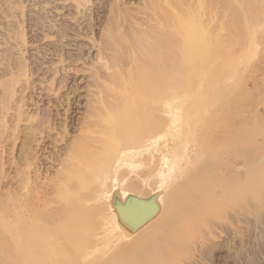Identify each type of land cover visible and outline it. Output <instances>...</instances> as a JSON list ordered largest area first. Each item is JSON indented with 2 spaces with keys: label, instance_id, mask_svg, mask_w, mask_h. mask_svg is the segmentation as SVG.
I'll use <instances>...</instances> for the list:
<instances>
[{
  "label": "bare ground",
  "instance_id": "1",
  "mask_svg": "<svg viewBox=\"0 0 264 264\" xmlns=\"http://www.w3.org/2000/svg\"><path fill=\"white\" fill-rule=\"evenodd\" d=\"M47 1L46 2L44 1V2L48 3ZM66 1L67 0H65L64 3H66ZM72 1L74 2L73 4L74 7L75 5H77L76 6L77 9L80 6H84L86 3L87 4L91 3L89 2L90 0H69L68 2L73 3ZM152 1L150 0L149 2H151L152 6L155 7L154 6L155 4L153 5ZM154 1L157 2L156 5H158L157 6L158 8L156 7V10L158 9V11L154 12L156 14L153 15V18L151 17L153 20L152 21L150 20L151 22H153L154 28L152 27V24H149L150 21L148 24L151 26H147V27L148 28L152 27L153 29H155V32H153L151 28H150L151 32L149 31L141 32L143 31V29L141 30V28L138 29V31L134 32L131 29L132 33H130L131 35H129V37L131 36V38L129 37L128 39L124 38L126 47H125V52L120 54L122 56H119L118 54L120 50L119 49H118L119 51L115 50L114 48L116 46L113 47L109 43L115 50V51L113 50L115 53L111 57L110 63L108 65L103 63L104 67H102L101 65L99 66L102 68H105L106 72L107 70L108 72L110 71V73H107L108 76L106 75L107 77H105V79H101L100 75H98L99 79H101L102 81L104 80L102 83L105 87L103 88L102 85L101 84L100 85L102 89L105 90L106 88L107 93H109L108 94L109 99L106 98L107 100H105V97L100 98V102L98 103H100L101 105V112H99V115H97V120L95 118V124L93 125V127L89 128L88 130H84V132H81V133L79 132L81 135L77 137L78 138L80 137V138L79 139L76 138L78 141L73 142L74 143L73 150L71 149L70 150L71 153L70 152L67 153V154L69 153L70 154L68 157L66 156L67 157L66 164H65L66 166L64 165L65 167L61 168L62 170H60L58 181L57 182L54 181L55 183H53L52 185V190L50 194L46 196L44 195L46 194V192L44 193L41 192L43 195L39 193L40 194L39 196L38 194H35L34 197H31V192H28L27 190L29 188L25 187L27 189H25L26 191H24L25 193L23 194V197L22 195H20L17 199L13 197V199L9 200L10 201L9 203H14V201H17V204L18 203L20 204L21 211L23 210V212H21L20 214L22 216V219H20L17 223H15V220H14V223L11 225L14 230L12 232V236H13L15 247H16L15 248L16 259L14 260V262L12 260V264H90V263L103 264L102 263L103 257L105 255H108V253H111L116 258H119L121 254L124 255L122 259L127 258L128 264H135V263L136 264H144V263L146 264L147 261L142 262V263L141 261H139L138 263L132 262V260L134 261L139 256H141L140 259L143 261L142 257H145V256L141 254H145L144 252L147 253L146 260L148 259V255L149 257L151 255L150 257L151 259L154 260V257H157L158 259L156 258L155 259L157 261L158 260L161 261L162 254L161 253L158 254V251L154 249L150 250V246L147 252V244H146V247L144 244V242L146 241L150 242L152 238L155 237L161 231V228H156L152 226L150 227L148 225V222L152 218L154 211H156L155 207L159 204V206H161L160 208H163L164 204H166L165 202L166 194L164 192V188H163V191H159L160 189H157V188L163 187L164 185L166 186L171 185L172 183L171 181L173 179L172 177L173 173H176L178 176H182L184 174V170L187 164L193 161L195 157L194 155L187 156L184 159L183 163H180L177 165H174L175 163L173 164V162H171V158L167 156L165 149L163 150V148L165 147L167 138L171 137L169 134L170 130L168 131V127L173 128L172 138H174L176 134V138L178 139L177 144L182 145L185 141V137L180 133L181 128L182 127L189 128V127L195 126L200 120V115H201L200 110H203L206 107H208V103H207L208 101H210V104L212 101V105H214V102H215L216 106L217 104H220V106L222 107L223 102L221 101L223 99V96L226 95L225 93L230 90L235 91L233 90V88L237 87V85L240 84L238 82H240L241 80H244V81H242L243 84L241 85L240 89L246 90V92L247 91L250 92L248 93L249 95H251V93H253L254 91L259 94L263 92L262 90L264 89V68H262L263 70V73H261L263 74L261 76L262 78L259 79L260 76H258V74L256 73L259 80L258 79L256 80L255 78H254L255 80L251 79L255 75V74L249 73L250 72L249 70L251 68L246 70V71H249L247 72V74L244 70L241 75H238L239 74L238 71L242 70V68L240 70V67H244L245 69L247 66L248 67L252 66V65L250 66L247 65V62L251 59L256 58L260 60V58H263L264 60V0H215L214 1L215 5L213 4L214 8H212L211 7L212 5L210 4L211 5L210 7L212 8V10L207 11V18L204 20H201V16L206 15L205 10L207 9V7H205V4H206L205 1L207 0L205 1L204 0H154ZM208 1L211 2L213 0H208ZM27 2L26 0L25 2L24 0H0V8L4 7V13L6 14V17L8 18L10 17L9 19H11L8 21L6 18L5 19L7 20L6 22H2L4 18L2 19V21L0 19V24H1L0 26H3L2 30L3 28H5L12 32L10 33L8 31L10 33L8 35L14 41V43L16 41L15 45L17 46V48H15V50L17 49L19 51L17 52L20 54L19 59H15L19 61V63L17 62V66L15 64L12 65L14 66L13 70L15 69L13 72L16 75L12 72L11 73L12 77L10 75L11 78L8 79V80L11 79V81H8L6 79L8 82H11V84L9 83V85L7 86L8 82L5 79H4L5 82L3 81L5 83L4 86L6 88V90L4 89L5 90L4 93H7V95L10 94L11 92L12 93L16 92L15 90L13 92V88H15L13 87L14 84L16 85L17 82H21L22 80L28 81V79L31 77L30 72L32 71V69L27 64L28 57L25 59V56H24L27 51L26 45L27 44L29 45V41H27L29 37L26 38L28 35H26L27 33H25V30H27L28 28L25 29L26 26H23V24L25 22L27 23V21L30 20L32 22V24L30 23L31 27H34L36 30L37 27L38 28L40 27L39 25H41V27L44 26V24L46 23L45 21L49 19L48 16H45L41 13L38 14V12L36 13L38 14L37 17L35 14H32L33 12H31L32 16L28 17L29 19H26L27 21L23 19L24 17L27 16L26 14H25L26 16L24 15V17L21 15L23 13L15 14L14 10L17 11V8L19 9L23 8L22 5L24 3L26 4ZM146 3L148 4V1ZM151 3H150V6H151ZM208 3L209 2H207V4ZM49 4L51 3L49 2ZM26 6L27 5H25V7ZM147 6H149V4ZM148 8H151V7H148ZM1 9L3 10V8ZM24 9L25 8H23V10ZM112 9L113 11L114 9H116L115 13L118 10V8H112ZM9 11L10 12L13 11L14 13L10 14ZM33 11H34V7H33ZM144 11L142 12L144 13ZM82 12H85V11H82ZM47 13L49 12L47 11ZM77 14H80V12ZM120 14L123 15L121 11H120ZM125 14L123 15L124 18H125ZM149 15H150V12L148 16ZM49 16H53V15H49ZM74 16L72 18V21L74 20V23L75 22L77 23L78 19H76L77 17L76 16L74 17ZM134 18L137 19L136 17ZM112 19H111V23H112ZM125 20L129 22L130 19L129 20L124 19V21ZM48 21H50L51 23V17H50V20ZM121 22L122 21H120V23ZM48 23H46V26H47V27L45 26L46 29L45 30L43 29V33H42L43 35H41V33H40L41 36L38 33L37 35L40 36L41 39L43 37L42 40L50 39L51 41L52 39L51 37L54 36L51 34L53 28L50 27L52 23L51 24L49 23V25H47ZM56 23H54V25ZM108 23H110V20H108L106 24ZM98 24H101V23H98ZM141 24H143L142 21H141ZM27 26H30V25H27ZM56 27H57V24H56ZM70 27L68 24H66V25H61V27L57 30H55L56 28H54L55 31L53 32L58 34L55 37L56 38L58 37L60 38V40H62L63 38L67 36V34L70 35V33H68L70 32L69 30H71ZM38 28L37 30L40 29ZM107 29L108 28L106 27V30ZM125 29H122V31H124ZM46 30L47 32H45ZM109 30H112V29H109ZM139 30L141 31L139 32ZM74 31L76 32L79 30H73L72 31L73 34H74ZM5 33L3 32L2 35ZM112 33L110 34L111 36H112ZM11 34L13 35L11 36ZM83 34H84V31H83ZM125 34L123 33V35ZM2 35L0 34V36ZM8 35H6L7 37L3 35L4 36L3 41L5 38H8L10 40ZM37 35H32V36H34V39H35ZM75 36H73L75 37V39L78 38V35H75ZM104 36L105 35L103 34L102 36L103 38L109 37L108 35H107L108 37H104ZM55 37H53V39ZM118 38L119 37H117V39ZM71 39H70V42H71ZM114 39L115 38H113V40ZM9 40L6 41L5 39L6 42L5 41L4 42L7 43ZM121 40L123 41V38ZM11 41H9V44L11 43ZM36 41L40 42V39L38 40L36 39ZM52 41H51V44L47 43L48 46L47 45L46 46L53 48L52 46H50L52 45ZM116 42H119V41L117 40ZM0 43H3V42H0ZM80 43L82 44V42ZM9 44H8V47H9ZM11 44L10 46L12 47ZM61 44L63 43L61 42ZM75 44H78V43H75ZM109 44H106V45H109ZM116 44H119V43H116ZM2 46L4 47L3 44ZM5 48L7 47L5 46ZM37 48L39 47L37 46ZM1 50L2 49H0V53H1ZM3 50L4 52H6V49H3ZM11 50H14V49H11ZM104 52L107 53L106 51ZM15 53L13 51V54ZM5 54L3 55L5 56V60H6L7 55ZM52 54L54 53L52 52ZM60 55L61 54H59V56ZM54 56L56 55L54 54ZM46 57H45V60L47 59ZM63 57L65 58V56ZM63 57L61 55L60 59H62ZM39 58L41 59V57ZM103 58L102 56L99 57V61L102 60ZM2 60L5 61L4 59ZM108 60L106 62H108ZM263 60L262 61L260 60V61L263 62ZM36 61L34 62V64H36V66H39L37 64L39 62L36 63ZM48 61H50V58ZM5 62H7V60ZM9 62L10 61H8V63ZM14 62L15 61L13 60V63ZM30 64L32 65V62ZM56 64H59V63L57 62ZM9 65L11 64L9 63ZM9 65L8 67L12 68V66H9ZM94 65H96V62ZM44 66H41V67H44ZM2 67H5V66H2ZM2 67L0 66V69H3ZM254 67L255 66H253V68ZM261 67H262V64H261ZM11 68L9 69L12 71ZM45 68L46 67H44V70ZM95 68H96L95 70H97L98 67H95ZM47 69H46V72L52 70V68L50 69L49 67ZM4 70L6 69H3V72L7 73ZM10 70L8 72L9 74L11 72ZM38 70L39 68L37 69V71ZM186 70L194 73L195 75L194 77L195 79L193 78L194 80L190 81L189 77H186L185 75L187 73ZM257 70L254 69L253 73H255ZM37 71H35V74L37 73ZM71 71H74V70H71ZM3 72H1L2 75H3ZM51 74H53V72H51ZM44 75H42V77ZM95 75H97V73H95ZM242 75L245 77L244 79L241 78ZM47 78L49 77L47 76ZM248 78L251 80H249ZM93 79L94 78H92V80ZM27 81L26 83H28ZM38 81H39V77H38ZM249 81L251 82L249 83ZM93 83L91 82L90 86ZM96 83L98 84L99 82H96ZM29 85L27 87L31 88L29 87ZM20 86H21V83H20ZM19 89H22V88L20 87ZM24 89L25 88H23V90ZM210 89L213 91V99L215 101L210 100L209 98L211 97H207V95L211 96V94L209 95V93H212ZM21 91L22 90H20V92ZM204 91H209V93L207 94L205 92V94H203ZM103 92L105 91H100V94L101 93L105 94ZM230 93H233V92H230ZM201 94L204 95V98L206 97L208 98L207 102H206L207 98L205 100L203 99V102H205V104L201 101L202 100L201 98L203 97ZM254 95H251V96L253 97ZM9 96L10 98H12L11 95ZM95 96L96 95H94V97ZM101 96L102 95H100V97ZM185 96H192L193 98L194 97L199 98L200 102L203 104L201 105L196 104L195 106L192 104V101H191L192 98H191L188 100L189 105H186ZM242 96H245V95L242 94ZM256 96H254V98ZM262 97L263 96H261V98ZM230 99H231V96H230ZM227 101H228V98H227ZM260 101L262 102V100ZM1 103L4 104L3 102ZM215 105H214V109H215ZM254 105L256 107L257 104L254 103ZM5 106L7 107L5 108L8 109L9 105L6 104ZM216 108H218V106ZM216 112L218 113V111ZM253 113H257V112L255 111ZM93 115L96 116V114H93ZM216 115H219V114H216ZM216 115L214 119L216 121L213 122V124L215 123L216 124L213 126H217L220 122H222V121H219V118ZM12 116L14 115L12 114ZM13 124H14V121H13ZM81 124H84V123H81ZM240 135L242 134H239V136ZM55 176H57V174ZM23 181L24 180H22L21 182ZM26 182H29V181L26 180ZM20 184H21V189H22L23 184L22 183ZM187 185L190 188H192L193 186L192 184H187ZM1 204H4V203L1 202ZM65 205L67 206L71 205L70 209H68L66 218L62 211L64 209V208L62 209V206L64 207ZM0 210H1V207H0ZM125 231L126 233L128 232L131 235L133 234L135 236H137L138 234L137 232L139 231V234L137 237L138 242L137 244H135L136 247L138 248L136 247L128 248L124 245ZM26 240H28L29 246L23 247L22 244H24ZM94 243H97L98 245L93 249ZM170 246L166 245L165 249L169 250ZM188 250L189 249L187 248L184 251L186 252ZM151 251L153 253H156V256L152 257ZM189 254L192 257L194 256L193 259H196L195 255L191 253V251ZM178 255H181V253ZM176 257L172 259V255H171V258H170L171 260L169 259L170 262H172V260L174 261ZM177 259L179 260V262ZM177 259L175 260L177 262L176 263L174 262V264H183V262L185 261L187 262L185 264L193 263L189 259H186L184 261L185 258H182L183 261H181V258L179 259V256L177 257ZM194 261L197 262L196 260ZM3 262L7 263V262H10V260L8 258H4ZM129 262H132V263H129Z\"/></svg>",
  "mask_w": 264,
  "mask_h": 264
},
{
  "label": "rangeland",
  "instance_id": "2",
  "mask_svg": "<svg viewBox=\"0 0 264 264\" xmlns=\"http://www.w3.org/2000/svg\"><path fill=\"white\" fill-rule=\"evenodd\" d=\"M44 1L46 2L47 0H43V1L42 0H39V1L26 0L27 3L26 4L24 3L22 5V7L25 9L24 10L23 8L19 9L16 6L17 11L14 10V12L15 14L23 13L21 14L23 17L26 14L27 16L25 15L26 17L23 18L24 20L29 19L28 17L32 16L31 12H33L32 14H35L36 17L40 13L45 16H48L49 18L48 20H50V17H51L52 24L50 23V21L48 20L47 21L52 25V26L50 25V27L53 28L52 32L59 29L61 25L68 24L69 27L71 25L70 27L71 30H69L70 32H68L70 33V35L67 34L68 38L66 36L65 38L60 40V38L57 37L58 38L57 39L55 37L56 35H58L57 33L53 32L54 33L53 34L50 31L51 34L54 35L53 37H55L54 39L53 37H51L52 38L51 41L52 40L53 41H52V45H50L54 49L51 47H47L48 46L47 43L51 44L50 39L42 40L43 37L41 39L40 36L43 35L42 34L43 29L44 30L46 29L47 27L46 23L48 22L45 21L46 23L44 24V26L41 27V25H39L40 29L37 27L39 30H37V28L35 30L34 27H31L32 22L30 20H28L30 22L26 20L28 24L25 22L23 26H26L25 29L28 28L27 30L25 29L24 30H25V33H27L26 35H28L26 38L29 37L27 39V41H29V45L28 44L26 45L28 52L25 50L26 54L24 56H25V59L28 57L27 64L32 69L30 73L33 75L32 76L30 74L31 77L28 79V81L27 80L26 81L29 84L30 83L32 84L29 85L24 80H22L21 82H17L16 85L15 84L13 85V87L17 89L16 90L15 88H13V92L14 90L16 92L14 93L8 92L10 93L8 95L7 93H4V91L6 90L4 86L5 85L4 82L6 79L8 80L9 78L12 77L11 73L15 70V69L13 70L14 66L12 65L15 64L17 66V62L19 63V61L15 59H19L20 54L18 53L19 51L17 49L15 50V48H17V46L15 45L16 41L14 43V41L8 35L12 32L5 28H3L4 30L3 31L2 30L3 26H0V34L2 35L3 32L4 33L6 32L5 34L8 35L10 38V40L8 38H5L6 41L12 40L11 43H13V44L10 43L13 47L12 48L9 44V41L7 42L9 44V47H10L9 48L8 44L5 43L6 42L5 39H4L5 42L3 41L4 36L5 37L7 36L5 34H3L4 36L2 35L3 37L0 36V39H1L0 42H3V43H0V49H2L0 53V58H1L0 64L2 65L0 66L1 67L5 66L2 68L6 69L4 71H6L7 73L10 70L9 68H11V67H8L9 63L11 64L9 66H12L11 68L12 71L10 70L11 72L10 74L8 73L9 75L3 72V69H0L1 72H3V75L5 74L3 76L0 72V76H1L0 77V89H1L0 90V94H1L0 95V110L2 109L0 111V126H1L0 127V204L1 202L4 203L0 205L1 207V210H0L1 211L0 212V264H12V260L14 262V260L16 259V255H15L16 247H15L14 239L12 236V232L14 230L11 225L14 223V220H15V223H17L20 219H22V216L20 214L21 212H23V210L21 211L20 209L21 208L20 204L19 203L17 204V201H14V203H9L10 202L9 200L13 199V197L17 199L20 195H22L23 197V194L25 193L24 191H26L25 189L27 188H29L27 189L28 192H31V197H34L35 194H38L39 196L40 195L39 193L41 192L42 193L46 192V194H44L46 196L50 194L53 183L58 181L60 170H62L61 168H64L66 166L65 165L66 159L71 153L70 150L71 149L73 150L74 148L73 142L78 141L76 138H78L77 136L81 135L80 134L81 132H84V130H88L89 128L93 127V125L95 124V118L97 120V115H99V112H101V105L100 103H98L100 102V98L105 97V100L109 99V96H108L109 93H107L106 88L105 90L102 89V87L104 88L105 86L102 83L104 80L102 81L101 79H105V77L108 76L107 73H110V71L108 72L107 70L106 72V69L102 67H104V64L108 65L110 63V59L114 55L115 50L117 51L120 50L118 54L119 56H122L120 54L125 52V47H126L124 38L128 39L132 31L135 32L141 28V30L143 29V31L139 30V32L140 31L141 32H145V31L151 32L150 31L151 29L153 30V32H155V29H153L154 28L153 22L151 21L153 20L152 19L153 15L156 14L154 12L158 11V9L156 10V7L158 5H156L157 2H155L154 0L153 1L151 0V1L153 2V5L155 4L154 5L155 7H153L152 3L149 2L150 0H144V1L143 0L142 1L141 0H127V1L126 0H90L89 2L91 3H88V4L86 3L84 6L78 7V9L76 8L77 5H75L74 7L73 5L74 2L72 1L73 3H69L68 2L69 0H67L66 3H64L65 0L64 1L62 0H59V1L51 0L50 1L49 0L47 1L48 3H45ZM147 1H148L149 6H147L148 5L146 3ZM214 1L215 0L211 2L208 0L205 1L206 4L207 2H209L207 5L204 2L205 7H207V9L205 10L206 15H202L201 20L206 19L207 11H210L212 10V8H214V5H215ZM49 2L51 4H49ZM150 3H151V6H150ZM25 5H27L26 6L27 8L25 7ZM33 7H34V11H33ZM111 7L118 8V10L116 11L117 14L115 13L116 9H114L113 11ZM148 7H151V8H148ZM1 8H3V10ZM1 8H0V11L2 10L1 11L2 14L0 12L1 21L3 18L4 20L2 22L11 20L9 19L10 17L9 18L6 17V14L4 13V7H1ZM143 8L146 11H144ZM28 10L29 11L32 10V11L29 12ZM24 11L25 12L27 11L28 13L27 12L25 13ZM47 11L50 14L47 13ZM82 11H85L86 13ZM120 11L121 13H123V15L126 13L125 18L123 17L122 14H120ZM142 11H144V13ZM148 11L150 12L149 16H148L149 14ZM14 12L12 11L10 12V14H13ZM37 12L38 14H36ZM79 12L80 14H77ZM131 14L133 15V17ZM49 15H53V16H49ZM74 15L77 17L76 19H78L77 23L76 22L74 23V20L72 21V18ZM83 15L85 16V18ZM134 17H136L138 21ZM6 18L7 20H5ZM111 19H112V23H111ZM124 19H127V20L130 19V20L128 22L126 20L124 21ZM108 20H110L111 24L110 23L106 24ZM61 21L63 22V24ZM120 21L122 22L120 23ZM141 21L143 24H141ZM49 23L47 25H49ZM54 23L57 24V27H56V24L54 25ZM98 23H101V24H98ZM148 23L152 24L153 28L152 27H150L151 29L148 28L147 26H151ZM27 25H30V26H27ZM106 27L108 28L107 30H106ZM54 28L56 29L54 30ZM109 29H112V30H109ZM122 29H125V30L122 31ZM47 30L45 32H47ZM73 30H79V31H76V32L74 31V34H73L72 32ZM30 31L31 32L33 31V32L31 33ZM83 31H84V34H83ZM37 33L39 35L41 33V35L38 36ZM111 33L113 37L110 35ZM123 33L124 34L126 33V34L123 35ZM103 34L105 35L104 37H108V36L109 37L103 38L102 37ZM12 35L13 34H11V36ZM32 35H37L38 37L36 36L37 38L35 37L34 39V36ZM75 35H78V38L75 39L76 37ZM117 37L119 38L117 39ZM113 38L115 39L113 40ZM120 38L121 39L123 38V41ZM129 38H131V36ZM36 39L37 40L40 39V42L36 41ZM70 39H71V42H70ZM117 40L119 42H116ZM61 42L64 45L61 44ZM80 42H82V44ZM75 43H78V44H75ZM109 43L113 47L116 46L114 48L115 50ZM116 43H119V44H116ZM2 44L4 45V47L2 46ZM56 44L58 45L60 44L61 47L60 45L58 46ZM106 44H109V45H106ZM5 46L9 49L5 48ZM37 46L39 48H37ZM3 49H6V52L8 53L4 52ZM11 49H14V50H11ZM13 51L14 53L16 51V53L13 54ZM104 51H106L107 53H105ZM52 52L56 56H54ZM41 53L45 56H43ZM3 54L7 55L6 56L7 62H5L6 60ZM59 54H61L62 57L65 56V58L63 57L62 59H60L61 55L59 56ZM36 55L41 57V59ZM100 55L102 56V58L103 57L104 58L99 61V57H101ZM45 57L47 58L46 60H45ZM49 58L51 62L48 61ZM2 59H4L5 61H3ZM13 60L15 61L14 63H13ZM34 60L35 61L37 60L36 63L39 62L37 64L40 67L34 64L35 62ZM107 60L108 62H106ZM260 60L262 61L263 58H260ZM260 60L256 58L249 60L247 62V65L249 66L252 65V66L250 67L247 66L245 69L244 67H240V70L241 68L242 70L238 71L239 73L238 75H241L243 71L245 70L246 74L247 72L250 71L249 73L255 74L256 76L258 74V76H260L259 79L262 78L261 76L263 74L261 73H263L262 68H264V60L263 62H261ZM8 61L10 62L8 63ZM59 61L62 63H60ZM31 62H32V65L30 64ZM57 62L59 64H56ZM95 62H96V65H94ZM261 64H262V67H261ZM99 65H101L102 67H100ZM41 66L46 67L45 70H44V67H41ZM47 66L50 69L52 68V70L50 71L53 72V74L55 73L54 75L51 74L50 71L46 72V69L48 68ZM253 66L255 67L253 68ZM257 66L259 67V69ZM95 67H98V68L100 67L99 69L102 71H100L97 68L99 72L98 74L97 70H95L96 69ZM256 67L261 72H259L256 69ZM38 68L39 70L37 71ZM249 68L251 69L249 71H246ZM59 69L61 70V72ZM69 69L74 70V71H71ZM254 69L257 70L255 73H253ZM35 71H37L36 74H35ZM186 71H187V73L185 74L186 77H189L190 81L194 80L195 79L194 73L188 70ZM100 72L103 74H101ZM42 73H44L45 75ZM95 73H97V75H95ZM42 75H44L43 76L44 78L42 77ZM92 75H94L95 77ZM98 75H100L101 79H99ZM255 75L254 76L252 75L253 78L251 79L255 78L257 80L258 76L256 77ZM47 76L49 78H47ZM90 76L94 78L93 79L94 81L92 80ZM242 76L241 78L244 79L245 77L244 76L242 77ZM38 77H39V81H38ZM8 81H11V79ZM90 81L92 83L94 82L91 86H90L91 84ZM242 81L244 80H241L240 82H238L240 83L238 84L239 87L237 85L239 89L241 88V85L243 84ZM96 82H99L98 83L99 85ZM250 82L251 81H249V83ZM9 83L11 84V82H8L7 86L9 85ZM20 83H21V86H20ZM100 84L102 85V87ZM28 85L31 88H28L27 87ZM20 87L22 89H19ZM237 87L233 88V90L235 91L230 90L225 93L226 95L224 96L222 95L223 96V99L221 101L223 102L222 107L220 106V104H217L218 108H216L217 106L215 105V102H214L215 109H214V105H212V101L210 104V101H208V98H207V97H211L209 99L215 101L213 99V91L210 89L212 93H209L210 90L203 92V94H205V92L207 94L209 93V95L211 94V96H208L206 94L207 95L206 102L208 101L207 102L208 107H206L203 110H200L201 112L200 120L195 126H192L189 128H184V127L181 128L180 133L185 137V141L182 145L177 144L178 139L176 138V134H175V137L172 138L173 128L168 127V131L170 130L169 134L171 137L167 138L166 144L163 150L165 149L167 156L171 158V162H173V164L175 163L174 165H177V164L183 163L184 159L187 156L194 155L195 157L193 161L187 164L184 170V174L182 176H178L176 173H173L172 175L173 179L171 181L172 182L171 185L169 186L164 185L163 187L157 188V189H160L159 191H163V188H164V192L166 194V198L164 196V198L166 199L165 201L166 204H164L163 208H160L161 206H159V204L155 207L156 211H154L152 218L148 222V225L150 227L152 226L156 228H161V231L155 237H153L150 242L146 241L144 242V244H145V247L147 244V252L150 246V250L154 249L158 251V254L161 253L162 254L161 261L159 260L157 261L156 259L158 258L154 257L156 256V253H153L151 251L152 253L151 252L150 253L152 254V257H154V260L150 258L151 255L150 257L148 255L149 260L148 259L146 260L147 253L144 252L145 254H141L145 256V257H142L143 261L140 259L141 256H139L138 258L135 259V260L137 259L139 260L137 261L132 260V262L138 263L139 261H141L142 263V262L147 261L146 264L148 263L150 264H171V263L174 264V262L175 263L177 262L175 260L179 256V259L181 258V261H183L182 258H185L184 261L186 259H189L191 262H193L192 264H194L195 262L194 260L197 261L195 262V264H264V118H263L264 117V99H263L264 89L262 90L263 92L260 94L255 91L253 92L255 95L251 93V95L258 96L254 98V96L252 97L251 95L248 94L250 92L248 91L246 92V90H243V89L242 91L240 89L242 91L241 92ZM23 88L25 89L23 90ZM20 90L22 91L20 92ZM100 91H105L103 93L107 95L102 94V93L100 94ZM230 92H233L235 94L230 93ZM203 94H201L203 97L202 98L200 97L202 99L201 100L202 102H203V99L204 100L206 99L204 98ZM242 94L245 96H242ZM9 95H11L12 98H10ZM94 95L96 96L94 97ZM100 95L102 96L100 97ZM91 96L93 97V99ZM230 96H231V99H230ZM261 96L263 97L261 98ZM3 98L7 101H5ZM227 98H228V101H227ZM189 99H191L192 104L195 106L196 104H199V105L203 103L205 104V102L201 103L199 98H196V97L193 98L192 96H185L186 105H189L188 104ZM260 100H262V102ZM1 102H3L5 105L6 104L9 105L8 106L9 110L6 109L7 107ZM258 102L260 105L258 104ZM254 103L257 104L256 107L259 105L257 109ZM209 104L211 105V107ZM5 110L7 113L5 112ZM216 111H218V113ZM255 111L257 113H253ZM12 114L14 116H12ZM93 114H96V116H94ZM216 114H219L220 116ZM215 115L218 116L219 121H222L218 124L219 126L218 125L213 126L216 124V123L213 124V122L216 121L214 120ZM13 121H14V124H13ZM81 123H84V124H81ZM87 125L88 126L91 125V126L88 127ZM65 128L66 130L67 129L68 130L66 131ZM81 128L83 131L81 130ZM239 134H242L240 135L241 137L239 136ZM68 152L70 153L67 154ZM64 155L65 157L66 156L67 157L65 158ZM56 174L57 176H55ZM22 180L24 181L21 182ZM26 180L29 182H26ZM20 183L23 184L22 189H21ZM187 184H192L193 185L192 188H190ZM27 185L30 187H28ZM70 206L71 205L69 206L65 205L64 207L62 206V209L64 208L62 211L65 215V218L68 213V209H70ZM137 233L139 234V231ZM138 234L137 236H135L133 234L131 235L128 232L126 233L125 231L124 245L128 248L136 247L135 244H137L138 242V238H137ZM22 245L23 247L24 246L28 247L29 246L28 240H26L25 243ZM97 245H98L97 243H94L93 249ZM166 245H169V246L171 245L169 247L170 252L169 250L165 249ZM187 248L189 250L185 252L184 250H186ZM174 251L176 254L174 253ZM190 251L191 253L195 255L196 259H193L194 256L192 257L189 254ZM177 253L178 254L181 253V255H178ZM169 254L172 255V259L177 256L176 259L170 262L171 255ZM121 255L119 256V258H116L111 253H108V255H105L103 257L102 263L103 264H128L127 258L122 259L124 255L122 256ZM4 258H8L10 262L4 263L3 262ZM132 262H129V263H132ZM185 263L187 262L186 261L183 262V264Z\"/></svg>",
  "mask_w": 264,
  "mask_h": 264
}]
</instances>
